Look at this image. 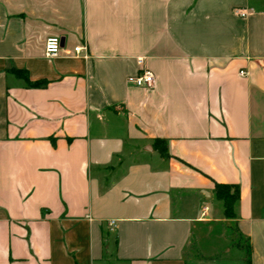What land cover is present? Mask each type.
<instances>
[{"label": "crops", "instance_id": "obj_1", "mask_svg": "<svg viewBox=\"0 0 264 264\" xmlns=\"http://www.w3.org/2000/svg\"><path fill=\"white\" fill-rule=\"evenodd\" d=\"M216 183L264 264V0H0V264H216Z\"/></svg>", "mask_w": 264, "mask_h": 264}, {"label": "rangeland", "instance_id": "obj_2", "mask_svg": "<svg viewBox=\"0 0 264 264\" xmlns=\"http://www.w3.org/2000/svg\"><path fill=\"white\" fill-rule=\"evenodd\" d=\"M215 204H217L222 210V204L220 201L216 200ZM221 229H224L226 231V236L222 238H215L214 244H215V253L210 256H218L214 261L216 264H246V244H245V237L238 238L237 228L235 225L234 219L227 220L222 224ZM197 227H195L194 231L197 232ZM195 244V241H193ZM213 244V245H214ZM195 248L199 249V244L196 242ZM202 247L204 248V251L206 248H208V245L204 242H202ZM237 247H242L243 249H239ZM193 247L188 248L187 255L188 257L193 258V260H200L203 256L202 254L197 255L194 251ZM230 252H227V251ZM209 257V256H207ZM246 259V260H245Z\"/></svg>", "mask_w": 264, "mask_h": 264}, {"label": "trees", "instance_id": "obj_3", "mask_svg": "<svg viewBox=\"0 0 264 264\" xmlns=\"http://www.w3.org/2000/svg\"><path fill=\"white\" fill-rule=\"evenodd\" d=\"M15 73L16 75L19 76L20 72L15 70ZM156 142L158 144L160 143V145H158L157 148L159 155L162 158L167 157L168 154H167L165 142L162 140H156ZM213 193H214V197L222 203L224 218L235 219L236 218L235 205L239 200V196H240L239 187L237 185L216 183L213 189ZM236 234L240 239L244 237L238 230ZM244 241L246 244V259H247L246 264H250L251 245L248 238L245 237ZM239 249H243V248L240 247ZM218 256H209V257L202 256L201 259L205 261H214V259H216Z\"/></svg>", "mask_w": 264, "mask_h": 264}, {"label": "built area", "instance_id": "obj_4", "mask_svg": "<svg viewBox=\"0 0 264 264\" xmlns=\"http://www.w3.org/2000/svg\"><path fill=\"white\" fill-rule=\"evenodd\" d=\"M239 15L244 16L246 15L245 10H238ZM84 47L82 46H75L73 51L74 54H77L83 49ZM62 49L61 46V40L58 37H48L45 41L44 45V53L45 56L47 57H55L57 56ZM137 63L140 66V71L132 76H129L127 78V82L130 83L133 86L136 87H150L154 84L155 82V76L154 73L148 69L147 67L144 66V58L143 57H138L137 58ZM241 75H244V71L239 72ZM110 226L114 225V222L111 221L109 223Z\"/></svg>", "mask_w": 264, "mask_h": 264}, {"label": "water", "instance_id": "obj_5", "mask_svg": "<svg viewBox=\"0 0 264 264\" xmlns=\"http://www.w3.org/2000/svg\"><path fill=\"white\" fill-rule=\"evenodd\" d=\"M61 46H62V40H61Z\"/></svg>", "mask_w": 264, "mask_h": 264}]
</instances>
